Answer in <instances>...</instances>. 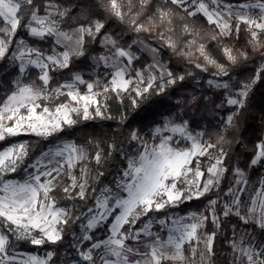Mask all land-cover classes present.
Returning a JSON list of instances; mask_svg holds the SVG:
<instances>
[{
  "label": "snow or ice",
  "instance_id": "6c2138e0",
  "mask_svg": "<svg viewBox=\"0 0 264 264\" xmlns=\"http://www.w3.org/2000/svg\"><path fill=\"white\" fill-rule=\"evenodd\" d=\"M112 21L135 38L110 31ZM242 31L244 46L235 48ZM166 54L182 58L185 69L174 70ZM142 55L149 62L138 67ZM250 60L253 75L234 80L230 69ZM0 62V142H8L0 149V264H57L58 248L65 264H216L221 237L226 264H264V177L245 198L248 170L264 169V135L250 150L227 138L264 84V0H0ZM189 65L215 71L206 88L176 102L180 111H163L172 89L189 77L199 83ZM113 97L137 116L158 98L147 133L122 114L129 131L119 142L86 128L77 129L83 143L62 139L77 125L113 119ZM203 111L218 121L214 136L197 130ZM22 135L38 139L13 141ZM233 144L250 153L244 167L233 160ZM18 172L22 180L6 179ZM201 198L202 211L174 212ZM76 201L85 208L79 214ZM20 242L51 250L18 253Z\"/></svg>",
  "mask_w": 264,
  "mask_h": 264
},
{
  "label": "trees",
  "instance_id": "16d2710c",
  "mask_svg": "<svg viewBox=\"0 0 264 264\" xmlns=\"http://www.w3.org/2000/svg\"><path fill=\"white\" fill-rule=\"evenodd\" d=\"M230 2H239V0H230ZM198 23L203 26L204 29H208L210 26L206 23V21L202 17L197 18ZM110 31L113 33L122 32L123 38L125 41L130 42L132 39L135 38V34L131 33L129 31H126L125 26L119 24L117 21L110 22ZM245 42V34L243 31L241 32V36L239 40H233L232 44L235 48H240L244 46ZM37 46L41 48L47 49L49 47L48 42H38ZM211 47V45H210ZM99 49V45H92L91 50L95 54V52ZM135 50V49H134ZM249 54L251 56V49H248ZM217 58H220V54L216 53ZM164 59L167 61L171 59L172 64L171 67L174 68L176 71H181L185 69L186 62L182 60V58L178 57H171L170 54H166L164 56ZM148 61V58L145 55H142L141 62L139 66H142L144 63ZM221 62H224L223 59H221ZM11 67V66H9ZM83 65H78V69L83 68ZM190 69H192L196 75H200L201 79L199 83L197 84L193 78L189 77L184 82V86H177V88L172 89L171 91L175 94L171 96V103L164 107L163 111L165 112H172L175 109L179 108L176 105L177 101L184 100L189 94L196 91V89H204L206 88V84L204 83L206 79L212 78L210 73L215 71V69L210 68L208 73H201L199 69H194L190 65L187 66ZM257 67L254 60H250L246 63V65L241 68L237 67L235 69H230V72H234V80H245L246 78L253 75L254 69ZM3 68V62H0V69ZM38 71V70H37ZM17 75L16 72L12 73V76L8 77V79H12ZM35 73H33V76ZM58 79H66L67 77L61 78L59 74H57ZM87 78V77H86ZM227 79V78H226ZM210 95L212 93H209ZM158 100L157 97H153L152 101L148 102L145 105L141 106V109L138 110L139 116L136 115V113H133L131 111L129 102L127 100L124 101L123 104H120L119 101L113 97L109 99L108 101V113L113 117L111 120H95V121H88L84 124L77 125L76 129H72L71 135H65L62 134V139L64 140H75L78 143H83L85 139V134L83 131H78L77 129H87L88 133H95V136L97 139L102 141H109L113 137L117 140V142L120 141L121 134L126 137L127 132L129 131L128 128L122 126L120 124V117L121 115L127 116L128 120L131 122V126L134 128H143V131L145 133L148 132V128L150 127V123L152 121L153 117V111L156 107V105L153 103V101ZM203 116L205 117L201 122V128L207 131L209 135H213L217 133L219 130L217 128L218 121L214 118V114L212 111H203ZM264 135V84L257 85L256 89L254 90V95L252 96L250 100V106L248 110L244 113H242L240 121H239V128L238 130H228L227 138L231 139L235 137L237 140L242 139L244 143L247 145V148L250 150L253 147L254 142L260 137ZM38 138L30 135H22L20 137L13 138L14 142L19 141H28L32 144H35V141ZM55 143H58L56 140H52L51 142L48 141H42L39 146L35 148V152L31 154V159H35V156L39 155V152L41 149L47 150V147L50 145H53ZM8 144L7 141L0 142V149L3 147H6ZM232 154H233V160L235 161L238 159L240 161L239 166L244 167V162L248 159L250 153H246L244 149L240 148L238 144L232 145ZM262 174V169H250L248 170V176L251 181H257V179ZM24 177L23 172H18L15 174H10L6 179H16V180H22ZM112 177H107V179H103L102 183H107L108 180H110ZM233 177L231 175L226 177V181L224 184H222L221 188L222 191H226L227 184L232 181ZM99 187V186H98ZM215 198V197H213ZM62 204H64L67 207H71L73 202L69 201H61ZM77 207L74 209L76 214H79L81 211H84L85 208L82 204V202L76 201L74 202ZM207 203V198H201V200H193L191 202L186 203L185 205H182L180 209L174 210V212L177 215H187L190 212H199L202 211L205 204ZM92 202H88V206H91ZM67 231V229H66ZM78 231V228L76 229ZM51 250L49 246L44 247H38L33 246L31 244H27L24 242H20L17 247L16 251H22V252H33L37 253L39 255L45 254L46 251ZM217 259L216 264H226V261L224 260V257L221 255V253L226 254L228 251L227 244L224 242L223 238L221 237L217 241ZM66 250L64 248H58L57 249V264H64V258L66 254ZM186 253L187 249H186Z\"/></svg>",
  "mask_w": 264,
  "mask_h": 264
},
{
  "label": "rangeland",
  "instance_id": "374dc122",
  "mask_svg": "<svg viewBox=\"0 0 264 264\" xmlns=\"http://www.w3.org/2000/svg\"><path fill=\"white\" fill-rule=\"evenodd\" d=\"M147 58H148V61L147 62H149V57L147 56V55H145ZM146 62V63H147ZM192 70V69H191ZM193 71V70H192ZM89 75H91V72H89ZM198 77H200V79H201V76L200 75H197ZM209 79H211V78H209ZM226 79V78H225ZM200 81V80H199ZM198 84V83H197ZM178 111H180V108H177V109H175L174 111H172L173 113H175V112H178ZM227 114V112L226 111H221L220 112V115L221 116H225ZM197 130H204L203 128H199V129H197ZM209 134V133H208ZM54 145V144H53ZM50 146H52V145H50ZM262 177H264V169H262V174L260 175V177L257 179V181H251L250 179H249V176H248V180H249V193H246L245 194V198H247V195L248 194H250L251 193V191L255 188V187H257L258 186V184H259V181H260V179L262 178ZM180 216H182V215H180ZM185 216V215H184ZM155 230H158V229H154V231ZM77 234H79V229H78V231H77ZM163 234H165V233H162V235ZM105 236H106V233L104 232V231H98L97 232V238H105ZM187 249V248H186ZM18 253H23V254H34V255H39V254H37V253H33V252H22V251H17ZM44 254H41L40 256H43ZM186 255H187V253H186ZM21 258H23V257H21ZM68 259V255H67V253L65 254V258H64V264H65V261Z\"/></svg>",
  "mask_w": 264,
  "mask_h": 264
}]
</instances>
